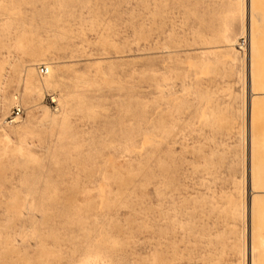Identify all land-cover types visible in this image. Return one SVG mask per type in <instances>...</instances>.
Here are the masks:
<instances>
[{"label": "rangeland", "instance_id": "obj_1", "mask_svg": "<svg viewBox=\"0 0 264 264\" xmlns=\"http://www.w3.org/2000/svg\"><path fill=\"white\" fill-rule=\"evenodd\" d=\"M0 264H264V0H0Z\"/></svg>", "mask_w": 264, "mask_h": 264}, {"label": "built area", "instance_id": "obj_2", "mask_svg": "<svg viewBox=\"0 0 264 264\" xmlns=\"http://www.w3.org/2000/svg\"><path fill=\"white\" fill-rule=\"evenodd\" d=\"M38 72H39V75H40V76H44V75H46L47 70H46L45 67H41V68L38 69ZM21 114H22L21 110H20L19 108H16V109L13 111V113H12V115L14 116V118L11 119L10 122L12 123L14 120H17L18 118H20V117H21Z\"/></svg>", "mask_w": 264, "mask_h": 264}, {"label": "bare ground", "instance_id": "obj_3", "mask_svg": "<svg viewBox=\"0 0 264 264\" xmlns=\"http://www.w3.org/2000/svg\"><path fill=\"white\" fill-rule=\"evenodd\" d=\"M246 7H247V6H246ZM252 42H253V41H252ZM253 44H254V43H252L251 45H253ZM253 46H254V45H253ZM253 48H254V47L251 46L250 49H249L251 55H252V51L254 50ZM46 70H47V73H46V75H44V76H48V75H49V68H46ZM32 85H34V83H33L32 81H30V80H29V81L27 82V84H26V86H27L28 89H30V88L32 87ZM25 146H28V143H25ZM29 151H30V150H29ZM260 193H261V192H260ZM257 194H258V193H257ZM257 194H256V195H257Z\"/></svg>", "mask_w": 264, "mask_h": 264}]
</instances>
